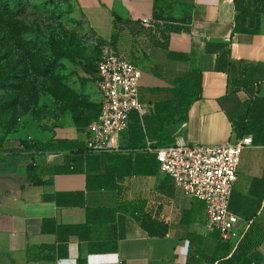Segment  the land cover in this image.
<instances>
[{
  "label": "crops",
  "instance_id": "1",
  "mask_svg": "<svg viewBox=\"0 0 264 264\" xmlns=\"http://www.w3.org/2000/svg\"><path fill=\"white\" fill-rule=\"evenodd\" d=\"M80 1L90 28L110 51L141 69L146 146L132 149L130 133L122 134L118 150L92 162V174L102 175L109 187L89 189L88 172L55 171L67 162V152L6 144L0 151V264H220L213 258L219 238L206 227L203 203L160 169L157 107L185 100L176 81L200 72L202 96L165 127L167 136L190 145L234 142L235 122L252 120L251 105L264 99V14L259 34H234L235 0ZM158 9L178 21L146 26L142 19H156ZM97 96L101 102L99 90ZM88 136L89 129L78 132L66 124L45 138L87 143ZM255 145L242 155L230 208L241 229L254 224L252 235L263 239L258 250L264 255V144ZM32 162L51 184L28 182ZM132 204L167 223L168 234L150 236L129 210Z\"/></svg>",
  "mask_w": 264,
  "mask_h": 264
},
{
  "label": "rangeland",
  "instance_id": "2",
  "mask_svg": "<svg viewBox=\"0 0 264 264\" xmlns=\"http://www.w3.org/2000/svg\"><path fill=\"white\" fill-rule=\"evenodd\" d=\"M9 1V14L0 17V79L15 73L18 87H0V137L5 145L36 146L66 124L80 132L72 116H97L93 73L111 52L108 43L90 28L80 0Z\"/></svg>",
  "mask_w": 264,
  "mask_h": 264
},
{
  "label": "built area",
  "instance_id": "3",
  "mask_svg": "<svg viewBox=\"0 0 264 264\" xmlns=\"http://www.w3.org/2000/svg\"><path fill=\"white\" fill-rule=\"evenodd\" d=\"M143 18L148 27L155 22ZM142 72L137 62L124 54L110 52L98 63L97 86L101 97V113L89 126L87 147L99 154L119 149L118 138L129 128L134 111L143 114L140 100ZM256 147L253 137H236L222 145H190L182 138L156 149L161 171L168 174L177 188L203 203L206 227L223 241L234 242L236 248L250 226L241 229L239 217L231 208L238 180L239 166L245 150Z\"/></svg>",
  "mask_w": 264,
  "mask_h": 264
},
{
  "label": "trees",
  "instance_id": "4",
  "mask_svg": "<svg viewBox=\"0 0 264 264\" xmlns=\"http://www.w3.org/2000/svg\"><path fill=\"white\" fill-rule=\"evenodd\" d=\"M10 1L0 0V17L9 14ZM235 11L236 15L234 18V28L235 33H247V34H259L261 31V19L264 14V0H235ZM156 19L166 21L167 24L172 21H178L177 18L173 16H163L161 10L156 11ZM10 25L12 27L19 28V24L11 21ZM118 26V25H117ZM117 28V27H116ZM118 33H114L112 36L111 44L115 47L117 43ZM229 53H231V42H230ZM66 56V53H62L61 57ZM93 73V71H89ZM98 63L96 70L94 71V76L97 79ZM17 74L10 73L8 77L0 79V87H9L10 89H16L18 84L14 81ZM179 88L184 91L186 95L185 100L170 101L163 106H158L157 111L161 115V123L163 126V143L161 147L173 144V140L168 138L165 127L176 122V118H181L185 115L194 99H199L202 96L203 86H202V74L197 71H192L185 78H179L177 81ZM264 99L251 105L249 109L251 112L256 114L254 118L250 121L240 119L235 122L237 137H243L246 135H251L253 137L255 144H264ZM262 104V105H261ZM98 113L96 118L92 121L98 119L102 105L99 102ZM164 112V113H163ZM73 123L77 126L80 124V131H84L83 126H87L92 123L90 120H83V117H78L76 115L72 116ZM88 126V129H89ZM130 133V148L139 149L146 146V133L143 128V117L138 111H134L130 117V124L127 131L124 133ZM9 133V132H8ZM6 133V135H8ZM123 133V134H124ZM161 139V138H160ZM159 139V140H160ZM6 143V136L0 137V151L4 149ZM36 146H31L26 143L25 149L38 151H48V152H67L70 154L67 162L64 165L55 168L58 173H77V172H88V188H108L107 180L102 177V175L92 174L93 166L92 162H100L102 153L92 154L89 152L87 143L80 140H70V139H51L48 141L35 142ZM157 155V154H156ZM158 160V159H157ZM28 182L35 185L51 184L53 182L52 178L44 179L40 172V167L35 162H32L28 166L27 170ZM98 182H95L97 181ZM137 220L140 221L142 228L150 236L163 237L168 234L169 227L168 224L160 221L150 215L144 213L139 209V206L132 204L129 209ZM253 226L244 235L243 239L240 241L236 248L234 242L223 241L218 235V243L216 250L214 252V260H219L220 264H264V255L258 250L259 245L262 243L263 239L253 237ZM68 228V227H64ZM65 242V240L63 241ZM66 243V242H65ZM66 255V245L60 247V256ZM79 264H86L85 261H80Z\"/></svg>",
  "mask_w": 264,
  "mask_h": 264
}]
</instances>
